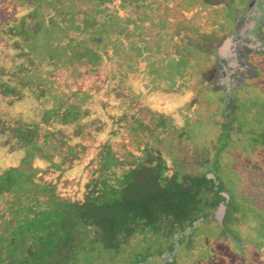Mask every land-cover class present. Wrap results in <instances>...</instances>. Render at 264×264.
Returning a JSON list of instances; mask_svg holds the SVG:
<instances>
[{
    "label": "rangeland",
    "instance_id": "rangeland-1",
    "mask_svg": "<svg viewBox=\"0 0 264 264\" xmlns=\"http://www.w3.org/2000/svg\"><path fill=\"white\" fill-rule=\"evenodd\" d=\"M49 1L41 8L43 24L32 17L26 30L1 42L0 168L41 146L45 155H61L66 170L79 165L82 177L50 167L40 178L53 183L62 197L82 201L90 192L87 181L102 171L101 135L106 121L112 120L115 139L108 140L114 156L125 163L145 158L139 180L154 177L157 166L164 164L178 177L209 171L219 182L208 185L214 204L205 212L207 219L176 243L175 252H152L142 264H264V62L256 87L245 89L242 102L229 110L228 121L221 90L205 84L211 78L209 54L183 43L171 52L173 44L161 38L157 18L162 0H152L148 11L142 3L126 0ZM199 9L198 19H186L180 28L198 25L201 37L194 34L193 41L203 45L219 39L228 22L205 17L203 5ZM144 11L150 20L130 19ZM170 23L168 32L176 20ZM6 44L10 48L4 52ZM69 48L80 60L67 59ZM93 51L101 53L100 61L89 58ZM69 104L76 105V113L65 121ZM50 107L58 108V117L53 113L46 120L44 111ZM15 127L35 138L23 150L16 149L22 139ZM128 167H112L106 173L121 175ZM219 189L233 193L220 217ZM12 199L6 194L0 201V228L11 219ZM245 200L247 207L242 205ZM129 246L121 250L117 264H129L128 257L139 248L135 241Z\"/></svg>",
    "mask_w": 264,
    "mask_h": 264
},
{
    "label": "trees",
    "instance_id": "trees-1",
    "mask_svg": "<svg viewBox=\"0 0 264 264\" xmlns=\"http://www.w3.org/2000/svg\"><path fill=\"white\" fill-rule=\"evenodd\" d=\"M34 40L37 44L38 40ZM68 50L67 59L80 60L74 48ZM89 58L100 61L102 57L101 53L93 51ZM110 81L113 82L112 78ZM49 110L44 111V119L53 113L58 117V108L50 107ZM75 113L76 105L69 104L62 119L70 120ZM111 124L112 120L106 121L101 135L104 139L100 149L102 171L87 181L86 186L91 185L90 192L82 201L62 197L56 193L53 183L40 178L42 171L50 167L61 170L68 177H82L79 165L74 170H66L61 164V155H45L41 146L0 168V201L6 194L13 196L8 205L11 219L0 228V264H48L53 261L91 264L98 259L117 264L121 250L129 248L134 241L139 248L128 257V263L142 264L152 252L162 254L171 248L169 246L182 241L195 222H200V217L207 219L205 212L214 204V197L207 192L213 189L208 185L216 180L207 176L209 171L178 177V173L168 171L167 165L159 164L154 177L139 180V165L145 158L136 157V161L131 159L125 163L114 156L109 142L115 139ZM14 130L22 139V145L16 149L23 150L35 140L20 127ZM69 152L74 151L70 149ZM146 157L151 158V153ZM125 165L130 167L121 175L106 173L112 167ZM140 248L142 251L138 250Z\"/></svg>",
    "mask_w": 264,
    "mask_h": 264
},
{
    "label": "flooded vegetation",
    "instance_id": "flooded-vegetation-1",
    "mask_svg": "<svg viewBox=\"0 0 264 264\" xmlns=\"http://www.w3.org/2000/svg\"><path fill=\"white\" fill-rule=\"evenodd\" d=\"M126 1L134 5L136 2H140L146 11L151 10L150 3L152 0ZM50 4L49 0H0V53L3 48L1 42L12 34L20 33L21 29L26 30L27 21L30 18L37 17V22H43L45 14L42 13L41 8ZM162 5L161 17L157 18L161 27V38L165 39L167 44H173V49L170 48L171 52L174 48L178 49V43H183L182 47L186 44L187 48L200 49L209 54L208 56L212 59L209 65L211 78L205 80V84H210V88L221 90L224 111H226L225 115L230 121L229 110L235 111L236 102H242L241 99L244 96L245 89L256 87L255 81L262 75L261 68L264 62V0H162ZM199 5L205 7V11H207L206 14H203L205 17L210 16L211 19L215 17L222 23L226 18L228 22L219 39L205 40L203 45L193 41L194 34L201 37L202 32L197 31L198 25L190 26L187 24L185 30L180 28L186 19H198L200 16ZM222 8H225V13ZM132 18L136 22L150 20L145 11L141 15L130 17V19ZM174 19L176 20V27L174 26L168 32L167 28L171 24L170 21ZM183 30L186 33H182ZM7 44L4 46V52H7L10 48ZM176 50L174 51L176 52ZM218 183L216 179L215 185L218 186ZM222 187H225V185H222ZM218 192L222 197H225L220 202L224 206L229 199L233 198V193L230 190L229 193L220 189ZM224 194H227V197ZM238 195L240 194L238 193ZM245 201L242 204L243 207H247L249 200ZM260 213L264 214L262 211ZM198 220L204 221L203 217ZM198 223L195 222L190 232L197 229ZM178 247L179 244H175L160 255L172 254ZM167 258L171 259L169 256Z\"/></svg>",
    "mask_w": 264,
    "mask_h": 264
},
{
    "label": "water",
    "instance_id": "water-1",
    "mask_svg": "<svg viewBox=\"0 0 264 264\" xmlns=\"http://www.w3.org/2000/svg\"><path fill=\"white\" fill-rule=\"evenodd\" d=\"M207 176L209 178H215V175L213 173H208ZM224 195L227 197V194H224ZM224 208H225V206L223 205V203H220L219 204V208H218V210L216 212L218 217H220L222 215Z\"/></svg>",
    "mask_w": 264,
    "mask_h": 264
}]
</instances>
